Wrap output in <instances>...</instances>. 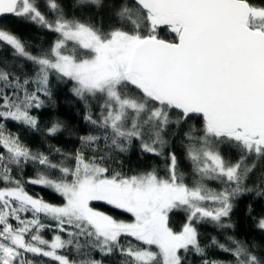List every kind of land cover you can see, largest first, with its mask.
<instances>
[{
	"label": "snow or ice",
	"instance_id": "obj_1",
	"mask_svg": "<svg viewBox=\"0 0 264 264\" xmlns=\"http://www.w3.org/2000/svg\"><path fill=\"white\" fill-rule=\"evenodd\" d=\"M78 2L106 11L108 24L69 17L57 0L46 11L40 0H0V17L54 35L34 53L0 26V264H264L246 241L202 246L199 231H234L235 202L264 196V173L246 186L264 161V0ZM28 64L32 75L19 70ZM53 77L84 106L88 131L73 152L34 150L8 126L42 131L33 113L54 103ZM62 131L53 120L45 143ZM135 148L162 164L126 168L119 157ZM253 219L264 232V214ZM213 248L231 259L208 258Z\"/></svg>",
	"mask_w": 264,
	"mask_h": 264
},
{
	"label": "trees",
	"instance_id": "obj_2",
	"mask_svg": "<svg viewBox=\"0 0 264 264\" xmlns=\"http://www.w3.org/2000/svg\"><path fill=\"white\" fill-rule=\"evenodd\" d=\"M61 7L64 9L69 17L75 16L77 18L87 19L91 17L94 21H98L103 16L105 25L108 24V15L104 10H97L95 6L91 5H80L78 0H57ZM40 8L42 11H46L44 0H40ZM0 26H5L11 31L20 36L23 40L30 42L33 45L31 51L35 53L37 48H47L51 41L54 39V35L47 33L43 30L38 29L32 24H28L19 21L12 16H5L0 18ZM163 35V34H162ZM0 55L5 58H9V53L4 52ZM20 71L26 72L29 75L33 74V69L30 64L19 69ZM52 92L54 103L49 104L44 110L39 113H33L38 115L40 118V125L42 131L40 133H29L23 128H19L14 124H9V128L13 132H20L21 138L30 147L40 149L47 152V144H52L56 147L61 148L64 152H73L78 146L79 141L76 139L78 135H84L87 133L88 128L83 119L85 111L83 104L78 101L70 92L72 87L71 83H58L55 78H52ZM53 120H58L62 124L63 131L56 137H49L45 143L43 137V131L46 130ZM178 157L181 158V171L185 173L190 171V165L183 160V149L179 143V137L173 145ZM224 154L226 157H231L233 160L236 159V153L232 152L228 148H225ZM123 160L126 168L145 169L150 168L153 163L162 164L159 159L149 157L146 161L140 157L138 148L133 149L129 154H124L119 157ZM54 162L59 160L58 156L53 157ZM249 165L253 163L252 160L248 161ZM264 173V161H260L256 164L255 170L249 176L246 186L249 188L256 189L261 180L259 177ZM33 169L29 168L26 171V175H32ZM215 187V185H211ZM39 191V189H33ZM47 200L57 202L56 198L48 193H42ZM249 206L253 209L249 214ZM260 214H264V196H257L256 192L247 193L240 197L235 202V208L231 215V221L235 225L234 231L227 233L221 232L211 225L199 226L201 233L200 241L201 245L208 244L212 236H216L221 243L225 241L226 235H234L237 239L246 241L250 246L255 248L256 253L264 258V232L258 230L255 227L254 217H258ZM119 218L126 219V216H120ZM184 213L177 212L171 217L172 226L178 228L184 222ZM47 236V234H46ZM207 256L210 259H218L228 261L231 259L230 256L220 252L218 249H210L207 252ZM95 258L100 259L99 255ZM190 264H200V258L196 256L189 257ZM107 264V261H106ZM115 264V262H113Z\"/></svg>",
	"mask_w": 264,
	"mask_h": 264
},
{
	"label": "water",
	"instance_id": "obj_3",
	"mask_svg": "<svg viewBox=\"0 0 264 264\" xmlns=\"http://www.w3.org/2000/svg\"><path fill=\"white\" fill-rule=\"evenodd\" d=\"M5 17V16H4ZM0 18H2V17H0Z\"/></svg>",
	"mask_w": 264,
	"mask_h": 264
}]
</instances>
